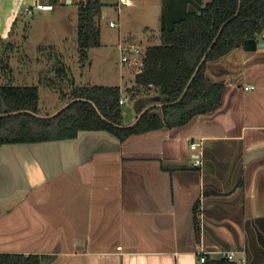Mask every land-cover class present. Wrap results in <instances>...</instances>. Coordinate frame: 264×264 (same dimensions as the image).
<instances>
[{"label": "crops", "instance_id": "obj_1", "mask_svg": "<svg viewBox=\"0 0 264 264\" xmlns=\"http://www.w3.org/2000/svg\"><path fill=\"white\" fill-rule=\"evenodd\" d=\"M126 1L115 5L131 8ZM205 1L161 0V29ZM7 6L0 0V15L20 12ZM205 77L222 86L220 100L185 125L123 142L101 131L3 145L0 254L40 256L41 264H204L200 256L233 253L264 264V48L234 49L208 62Z\"/></svg>", "mask_w": 264, "mask_h": 264}, {"label": "trees", "instance_id": "obj_2", "mask_svg": "<svg viewBox=\"0 0 264 264\" xmlns=\"http://www.w3.org/2000/svg\"><path fill=\"white\" fill-rule=\"evenodd\" d=\"M49 1L51 5L59 2ZM103 7L100 0L78 2L76 42L81 64L87 62L89 50L101 45L98 22ZM263 29L264 0H206L200 13H187L169 28L161 29L159 44L145 47L133 66L138 69L134 86L126 91L132 100L159 97L163 106L144 113L131 128L122 127L119 87L75 86L67 68L54 57L52 71L58 83L65 81L70 88L68 99L85 101L74 102L53 118L40 119L27 113L0 118V147L70 140L80 131L107 132L123 142L163 127L185 125L209 112L220 100L222 86L206 79V64L243 47L247 39H257ZM205 54V61L184 93ZM55 86L50 82L49 87ZM147 90L150 92L140 94ZM17 111L39 114L37 87L0 85V115ZM41 260L40 256L0 254V264H41ZM204 264L233 263L222 258Z\"/></svg>", "mask_w": 264, "mask_h": 264}, {"label": "rangeland", "instance_id": "obj_3", "mask_svg": "<svg viewBox=\"0 0 264 264\" xmlns=\"http://www.w3.org/2000/svg\"><path fill=\"white\" fill-rule=\"evenodd\" d=\"M18 1L8 0L6 9V12L20 11L17 16L0 15V37L15 23L10 39L5 43L0 41V85L37 87L38 115H51L60 103L70 101V88L65 81L58 83L52 71L56 57L67 68L75 86L116 85L121 90V98H127L125 103L132 105V96H128L126 89L134 86L133 78L138 69L121 62L118 41L125 39L136 45L123 42V46L142 49L159 44L161 0H133L131 8L120 9L115 5L117 0H101L106 14L98 22L101 45L89 50L88 60L82 64L76 42L79 1L52 5L53 11L33 9L29 14V8H19ZM25 1L34 6L36 0ZM109 21L114 22L115 27H109ZM50 82L54 86L57 82L55 88L49 87Z\"/></svg>", "mask_w": 264, "mask_h": 264}, {"label": "water", "instance_id": "obj_4", "mask_svg": "<svg viewBox=\"0 0 264 264\" xmlns=\"http://www.w3.org/2000/svg\"><path fill=\"white\" fill-rule=\"evenodd\" d=\"M220 32H221V29L219 30L218 34ZM215 40H216V38L214 39L213 43L215 42ZM213 43L211 44L210 48L212 47ZM257 47L264 48V42L258 43L257 39H247L243 43V49L245 51H248V52L255 51ZM205 57H206V54L203 56V58L201 59V61L197 65L187 87L184 90V93L186 92L190 82L193 80L194 76L196 75L197 71L199 70L201 64L205 61ZM78 101H85V100L72 99L66 103H60L58 105L56 111L53 114L48 115V116H41L38 114L31 113L29 111H17V112H12V113H8V114H2V115H0V118L7 117L10 115L22 114V113H27V114L33 115L37 118H40V119L53 118L56 115H58L61 111L68 108L71 104H73L74 102H78ZM162 106H163V104L160 103V98L154 97V96L148 97V98H139L132 105L122 106L120 109L121 113L123 114V122H124V126H122V127L123 128L133 127L139 121V119L142 117V115L144 113H146L147 111H149L151 109H160V108H162ZM83 132H85V131L78 132L77 136H80V134ZM1 147H0V149H1Z\"/></svg>", "mask_w": 264, "mask_h": 264}, {"label": "built area", "instance_id": "obj_5", "mask_svg": "<svg viewBox=\"0 0 264 264\" xmlns=\"http://www.w3.org/2000/svg\"><path fill=\"white\" fill-rule=\"evenodd\" d=\"M120 4L126 5L128 2L126 0H119ZM34 9L37 11H52L53 6L51 4H44L37 2L34 6ZM31 10H29V13ZM115 25L113 23L109 24V27H114ZM261 39L264 40V35L261 36ZM120 53H121V62L127 63L129 66H134L137 64L139 58L142 56L143 49L141 47L137 46H120L119 47ZM250 89H253L250 87ZM125 101H127V98H121L119 100V105L124 106ZM195 149V145H191V150ZM201 164V160L198 158L194 159L193 165L195 167L199 166ZM223 258L227 259L229 262L233 264H244V259H235V256L233 253H224ZM200 263H204L206 261L205 256H200L199 258Z\"/></svg>", "mask_w": 264, "mask_h": 264}]
</instances>
